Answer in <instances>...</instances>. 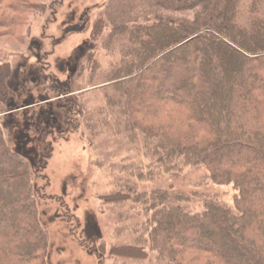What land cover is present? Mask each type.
Returning a JSON list of instances; mask_svg holds the SVG:
<instances>
[{
	"label": "trees",
	"instance_id": "1",
	"mask_svg": "<svg viewBox=\"0 0 264 264\" xmlns=\"http://www.w3.org/2000/svg\"><path fill=\"white\" fill-rule=\"evenodd\" d=\"M0 1V25L17 36L33 8L28 0ZM198 7L192 20L163 13ZM106 24L113 26L109 37L118 41L123 56L103 79L118 133L134 140L140 134L157 169L202 167L205 179L236 192L233 205L214 195L197 212L167 204L166 190L149 197L136 185L103 199L108 204L135 201L148 211L154 206L142 229L164 264L203 259V264H264L261 0L248 5L244 0H112L92 36L97 38ZM2 123L0 264H47L50 237L39 218L34 170L28 157L12 148ZM146 250L144 244L115 246L110 254L144 261ZM184 253L196 259L183 262Z\"/></svg>",
	"mask_w": 264,
	"mask_h": 264
},
{
	"label": "rangeland",
	"instance_id": "2",
	"mask_svg": "<svg viewBox=\"0 0 264 264\" xmlns=\"http://www.w3.org/2000/svg\"><path fill=\"white\" fill-rule=\"evenodd\" d=\"M111 1L28 0L33 9L17 36L0 25V63L7 69L0 75V120L12 148L22 149L34 170L39 218L50 237L47 264H164L150 249L142 229L154 206L148 211L135 201L108 204L103 199L127 193L131 185L149 197L166 190L167 204L192 212L201 211L214 195L234 204V188L208 181L204 168L159 170L146 154L140 134L134 140L118 133L103 79L123 56L118 41L110 40L113 26L106 24L97 38L92 36L94 23L107 15ZM261 4L264 7V0ZM201 9L163 13L192 20ZM74 26L85 28L65 33ZM34 41L42 43L40 53L31 46ZM50 75L68 87L55 86ZM29 100L34 107L26 108ZM18 122L23 133L18 132ZM28 125L33 127L26 132ZM178 196L191 200L180 201ZM134 244H144L147 260L110 254L115 246ZM182 258L183 262L196 259L186 253Z\"/></svg>",
	"mask_w": 264,
	"mask_h": 264
},
{
	"label": "flooded vegetation",
	"instance_id": "3",
	"mask_svg": "<svg viewBox=\"0 0 264 264\" xmlns=\"http://www.w3.org/2000/svg\"><path fill=\"white\" fill-rule=\"evenodd\" d=\"M83 28H85V26H82V27H78V26H74V27H72V28H69V29H67L66 30V34H68V33H70V32H73V31H78V30H83ZM39 44H40V50H38V49H35V48H33L37 53H40L41 52V50H42V48H43V45H42V43L41 42H39V41H37ZM33 43V42H32ZM2 69H4V67H3V65H2V63H0V70H2ZM61 71L62 72H64V70H65V67L64 66H62L61 68ZM50 78H52V80L51 81H54V85L55 86H58V87H64V88H67L68 87V85L65 83V84H63V83H60L59 81H55V80H53V78L54 77H52V75H50V77L48 78V79H50ZM33 102V105L32 106H29L28 105V103L29 102ZM4 102H6V101H4ZM28 103H27V107L26 108H30V107H34L35 105H34V101L33 100H29L28 101ZM23 110H25V108L23 109V108H18V109H16V111H23ZM42 115V113H40L39 114V116H41ZM40 118V117H39ZM40 120V119H39ZM21 125V123L20 122H18L17 124H16V127L18 128V126H20ZM33 126H27V128H26V132H28L29 130L28 129H31ZM18 132L19 133H23V128H18ZM21 151V152H20ZM20 153L23 155V156H25V157H27V155H26V153L25 152H22V149H20ZM28 158H29V156H28ZM30 159V158H29ZM34 163V162H33ZM36 166H37V163H34ZM33 164V165H34Z\"/></svg>",
	"mask_w": 264,
	"mask_h": 264
},
{
	"label": "water",
	"instance_id": "4",
	"mask_svg": "<svg viewBox=\"0 0 264 264\" xmlns=\"http://www.w3.org/2000/svg\"><path fill=\"white\" fill-rule=\"evenodd\" d=\"M31 46H32L33 48H35V49L40 50V44H39L37 41H34V42L32 43ZM28 105H29V106H32V105H33V102H32V101L29 102Z\"/></svg>",
	"mask_w": 264,
	"mask_h": 264
}]
</instances>
